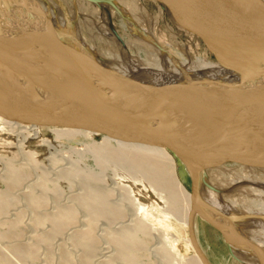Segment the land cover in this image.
I'll list each match as a JSON object with an SVG mask.
<instances>
[{"label": "water", "instance_id": "obj_1", "mask_svg": "<svg viewBox=\"0 0 264 264\" xmlns=\"http://www.w3.org/2000/svg\"><path fill=\"white\" fill-rule=\"evenodd\" d=\"M41 1L0 0V116L166 148L190 177L188 232L203 264L210 263L195 241V215L221 233L231 256L233 243L264 264V249L199 198L201 174L209 169L226 163L264 168V75L256 68L264 65V0H150L240 78L222 86L122 83L119 91L102 86L90 70L95 67L48 25Z\"/></svg>", "mask_w": 264, "mask_h": 264}, {"label": "rangeland", "instance_id": "obj_2", "mask_svg": "<svg viewBox=\"0 0 264 264\" xmlns=\"http://www.w3.org/2000/svg\"><path fill=\"white\" fill-rule=\"evenodd\" d=\"M41 4L43 5L47 16L46 21L48 25L52 28L54 27V29L56 26L57 33L64 39V41L82 52L89 63L95 67L90 68L91 72L93 73L97 81L101 85L103 84L102 86H105L106 89H108V86L112 85L113 88L116 87L115 91H119L118 87L121 86L119 81L122 83H129L130 86L133 85L131 82H127L126 80H122L121 78L118 79L117 83H113L112 81H110L111 78L109 79V76L113 74L116 75L118 72H121V69H123L126 65L133 63L134 61H138L139 64L151 69L157 70L166 68L170 71L180 69L179 67H183L182 65L187 62H194L196 64L202 65L208 60L209 62L213 61L220 64V62L215 59V57L208 51V49L203 45L201 41H199L192 35H188L180 31L170 21L168 15L163 13L162 10L150 0H113L110 3L101 4L92 3L87 0H42ZM106 32H111L112 34L107 35ZM167 57L168 59H166ZM169 59L174 60V62H170ZM234 62L236 64L242 63V61L237 59L234 60ZM256 68L259 74L264 75V65L260 64L256 66ZM97 70L99 71V73ZM192 76L195 78L194 75ZM135 81L139 84L149 82L151 80L148 76H143L139 77L138 80ZM26 126L32 127L34 125L26 124ZM40 130L41 132H43V135H39L40 140H37V135H33L30 142V144L33 143V147H30L28 145L27 148L24 149L23 142H26V138L20 135V130H15L10 134L7 131L0 129V189H2V191H5L3 193L8 194L9 191L7 189L13 188L10 191L12 194H8L11 198V203L9 204L11 208L9 207V211L11 209L12 212H7V209L5 212L6 215L5 213L2 214L3 216L1 215L3 219L0 217V235H8L9 239L7 236L3 237L6 238L5 240H10V237L12 235L14 236L15 234H17L18 238L17 239L16 236L13 237L14 239L11 238L10 241L13 243L12 244L10 241L6 242L2 237H0V253L3 252L4 254H2L4 255V257L7 254V257L5 258L8 262H11V264H65L64 257H66V255L64 252L68 248V253L70 250V254L72 251V254L76 255V257H74L75 255L73 256L71 254L72 258H75V260L73 258L75 264H89L87 262V257L85 256V251L81 250V248L77 249L79 248V246H77L74 241H70V239L73 238L74 233L77 234V230L78 232H84L85 230L87 231L92 229L91 231L93 233V238H95V240L100 239L99 242L101 248L99 247V242L94 240V243L97 242V247L101 249L100 250L98 248L99 252L101 251L103 253L100 252V254L99 252H97L96 245L94 244L96 250L94 252H97V254L93 253V259H96V262L91 261L92 263L90 264H114L115 262V264H127L128 262L119 258V256H122L123 253H121V248H116V246L112 242L111 235L115 231L118 232L117 230L122 229V227L128 225L131 222L133 223L129 226L132 225V227L133 224L137 225L138 222L144 223L146 224L145 226L147 227V232L150 231L148 233L149 238L146 237V240H144L148 245H143L144 248L142 247L137 251V261L139 260V263L135 262V264H186V261L194 256L196 251L193 247H189L188 227L184 225L182 220L183 217L181 211H183L184 203L181 202V206L180 204L178 205L180 211L177 214L175 213L177 211H175L172 206L169 205L166 198V193L162 191L158 192L157 190H155V188L150 185L148 181L143 180V177L141 175L134 173H131V175L125 174L120 165H116L109 160L107 162L104 161V163L95 159L97 158L96 154L94 152H91L94 150L88 145L92 141L98 143L102 142L103 135L96 134L89 135V137L77 136L72 138H57L49 131V127L41 128ZM112 145L117 146L115 141H112ZM31 148H35L36 151H33V153L28 152V149L31 150ZM74 148L75 150H73ZM57 149L60 152L57 151ZM77 149L79 151H77ZM23 150L27 152V156H25L26 153H24ZM82 150L85 152H81ZM78 152L80 154H78ZM93 156H95V158ZM55 158L56 161H51ZM30 159L35 161L32 162ZM175 159L177 163L176 169L178 177L185 188L190 191L191 182L189 174L183 164L177 159V157H175ZM99 162H101L102 165ZM97 163H99V166ZM78 164L81 169H83L81 170V172L79 166H77ZM43 167L46 168V170H43ZM103 167L108 169L104 170V172ZM20 169H22V171H20ZM57 169L58 174L56 175L57 172L55 173V170ZM75 169H77L78 171H76ZM253 170L254 171H252L251 173L254 172L253 174L259 177L258 182L252 181L250 179H244V177H246L244 176V174L246 175L249 171L248 168L245 167V164L242 165L241 163H226L222 166L203 172L201 174L199 185V198L203 204L206 205L203 200L204 193L212 191L219 196H224L225 202L235 204V206L240 209V212H238V217L234 218L233 223L236 225L241 235L249 241H252V236L250 234L253 233L256 235V232H259L260 230L258 229L261 227L260 223H254V220L264 219V215H261L260 217L249 216L255 213H248L245 208V205H247L248 203H251L254 205H252L253 207H256L255 205L258 204L259 201H261V196L264 199V168L255 167V169ZM41 171L43 173L45 172V176L43 173H40ZM59 171L62 172L61 175ZM101 171L103 172L100 173ZM4 172L6 175H8L7 173H9V175L6 176ZM18 172L19 174H21L19 175ZM23 172L26 173L24 174ZM47 172H49L50 174H48ZM22 173L24 175H22ZM46 173L51 176H49L51 179L53 178L52 182L51 180H49V177V179L46 177L48 176ZM10 174L13 175L12 177H15L17 174L20 176L19 178L18 176H16L15 179H13L16 180L15 186H10V183L8 184V182L10 181V178L8 177H11ZM64 174H66L67 176ZM75 174H77V176ZM74 175L76 177H74ZM87 175L91 176V179ZM237 175H240L239 178ZM53 176H58V178ZM85 176L87 177V179L84 178ZM241 176L244 177L242 178ZM42 177L43 179H47L49 181H46L45 183ZM82 177L83 180L81 179ZM57 179H59L58 182H56ZM72 179L75 180L73 181ZM85 179V182H87L88 185L83 182ZM255 179L256 178H254V180ZM98 180H101L104 186L101 184V182L99 183ZM17 181L18 183H16ZM19 181L21 182V184ZM7 184L9 185V187ZM220 184H222L223 186H217ZM89 185L94 189H99V192H102L101 195L103 197L101 195L100 196L103 199L104 196L105 198L106 196L108 197L107 193H109V197L111 198L108 197L106 199L110 200V202L104 199L107 206L111 204L109 205L110 207H113V205L114 207H118L120 209L119 210L117 208L119 210L118 212H124L125 209L123 208L127 207V211L125 210L124 212L125 214L127 212V217H125L123 213H120V218L117 217L118 219H116L118 212L117 214L115 213L114 216L113 214L106 217H101L99 215L96 216L97 218H101L100 220L96 219V217H92V213L84 206L86 204L84 203L83 205L84 201H80L82 199L80 197L83 196L84 199V195L88 194L89 190L87 187H89ZM98 185L102 187V191L101 187H99ZM107 185L109 188L111 187V190H109L108 187L106 188ZM117 186H121L119 187V190L120 188H122V186L127 187L129 189V195L131 199L130 197H126L128 195L125 194L122 189V192L121 190L119 191ZM103 187H105L107 191ZM36 188L39 189H37L36 191ZM114 188L115 190L112 191V189ZM31 190L34 192H32ZM104 190V193L106 195H103ZM116 190L119 192H117ZM41 191L44 193H40ZM29 192H32L33 194L36 192V195L38 192V195H48V197H46L45 195V200L47 199L48 202L45 201L44 203L46 204L43 203V207L41 206L39 209H37V207H33L34 205L31 206L27 202L28 200H26L28 195H30ZM120 192L124 195L122 196ZM112 193H115V196H113L114 194ZM23 194L26 196H23ZM12 195L13 199L15 197H19L20 199V196H22L21 198L23 199H20L21 201L23 200L22 203L19 199L16 198L13 201L11 197ZM134 197L137 199V203H139L140 206H145L144 209H141V207L137 205V203L134 201ZM48 198L51 200H49ZM65 205H69L68 208L74 207L73 210H76V212L74 211L75 218H77L78 221L77 219H74V223L69 221L68 224H66L67 229L66 226L65 229L68 232L64 230V234H59L61 237L59 235H56V238L54 237L50 242L53 247L48 243V246L45 247L48 249L45 250L44 248L43 252L39 251L42 250V248L39 247L37 251L40 252L41 255L37 252L38 257L36 259H33L34 261L28 260L27 262L26 260L25 262L24 258H19L16 253L14 255L15 257L13 256L14 253L11 254V252H13V248H11L10 252V247H13V245L15 247V244L17 245L19 244V242H23L22 244L27 241H29V243H31L30 241L34 242V240L37 239L36 236L39 235V233L45 234L47 230L50 231V229H52L51 226H49V222V224L46 222L39 225L40 228L36 225L38 210L42 211L44 209V211L42 212L39 211V215H42V213H44L43 215L55 214L59 210L67 208L64 207ZM171 209L173 212L169 211L168 213L167 211ZM207 212L211 213L213 216H216L209 209H207ZM172 214H176L177 216L175 215L174 217V215ZM22 215L23 217H26H24L23 219ZM133 216H135L134 220ZM13 217H16V221L20 220V223L17 222V225L19 227L16 226L13 228L11 226L14 219L12 221V219L10 218ZM22 220H24V222ZM71 223H73V225ZM45 224H48L46 225V229L47 226L49 227V229H44ZM55 228L57 232H60L63 229L60 225H57ZM1 231H6V234H3ZM22 231H24L25 233ZM193 231L197 246L210 264H259L249 250L237 244L231 243L236 258L231 256L227 247L228 242L224 239L221 233L211 227L199 215H195L193 217ZM94 233H96L97 236L94 235ZM42 234H40L39 236H42ZM20 235L21 238L25 237L22 238V242L19 237ZM63 235L65 236V238L63 237ZM59 237L61 238L60 240L57 239ZM26 238L29 239L27 240ZM15 240L18 243H16ZM64 242L67 245L64 244ZM29 243L27 242V244ZM258 245L264 248V245ZM44 246L42 245V247ZM57 246L59 248L61 246V250ZM74 246H76L77 248ZM166 247L168 248L167 250L165 249ZM73 250L76 251V253ZM163 250H166L167 252H162ZM168 251L170 254H168ZM165 252L168 254V256L165 254ZM169 255H171V257ZM113 259L114 261L112 262ZM167 260H170V262ZM166 261L169 263H167Z\"/></svg>", "mask_w": 264, "mask_h": 264}, {"label": "bare ground", "instance_id": "obj_3", "mask_svg": "<svg viewBox=\"0 0 264 264\" xmlns=\"http://www.w3.org/2000/svg\"><path fill=\"white\" fill-rule=\"evenodd\" d=\"M42 5V4H41ZM43 7V5H42ZM44 9V7H43ZM159 11V10H158ZM163 12V11H162ZM55 31L57 32V28L55 26ZM107 35H111L112 33L111 32H106ZM63 39V38H62ZM64 40V39H63ZM82 43V42H81ZM85 45V44H83ZM75 48V47H74ZM82 53V52H81ZM83 55V54H82ZM168 59V57L166 58ZM169 61L172 63L174 62V60L172 59H169ZM128 64V63H127ZM184 64V63H183ZM183 67H179L180 69H176L174 71H170V70H167L166 68L164 69H151V68H148V67H145L141 64H139L138 61H134L133 63H130L128 65H126L123 69H121V72H118L116 75L113 74V75H110L109 76V79L111 78L110 81H112L113 83H117L118 82V79L121 78L122 80H126L127 82H131L133 85H135V87H138L139 83L136 82L135 80H138L139 77H143V76H148L150 78V80H157L158 82H161V85L162 86H175V85H184V86H189L191 84V81H200V82H207V83H211L213 85H216V86H222L224 84H227V83H233V82H237L240 78V74L232 69H229L223 65H220L218 64L217 62H209L207 60V62H204V64L202 65H199V64H196L194 62L190 63V62H187L185 63L184 65H182ZM190 73V74H189ZM195 76V78L192 76V75ZM121 80V81H122ZM141 82V81H140ZM120 84H122V82L119 81ZM160 85V84H159ZM112 85L108 86V91L112 89ZM111 93H114V92H111ZM27 123H23V122H19V121H15V120H10V119H6L2 116H0V129L4 130V131H7L8 133H12L14 132L15 130H20L21 133L20 135L22 137H25L26 138V142L24 144V149L27 148V146L29 145L30 147H33V143L30 144L31 142V137L33 135H37L38 139L37 140H40V137L39 135H43V132H41V128H45L44 126H41V125H34V126H26ZM49 131L55 135L57 138H72V137H77V136H87L89 137V135H96V133H93V132H90V131H86V130H83V129H74V128H62V127H49ZM112 141H115L117 146H113L112 145ZM47 142V141H46ZM86 146V145H85ZM90 148H93L94 151H91V152H94L96 154V157L93 156L95 159H97L98 161H101V162H104V161H111L113 162L114 164L116 165H120L123 169V171L125 172V174H129L131 175V173H134V174H138V175H141L143 177V180L145 181H148V183L150 185H152L155 190H157L158 192L162 191V192H165L166 193V198H167V201L169 203V205L172 206V208L177 211L175 213L178 214V212L180 211V208H179V204L181 206V202L184 203V206H183V211L182 212V217H183V223L185 226L189 227V215H190V210H191V193L190 191H188L185 186L183 185V183L181 182V180L179 179L178 177V174H177V169H176V166H177V163H176V159L173 155V153H171L169 150H167L166 148H161V147H156V146H152V145H147V144H138V143H130V142H125V141H120V140H116V139H113V138H110V137H107V136H102V142L98 143V142H95V141H92L89 145H88ZM36 147V146H35ZM58 147V146H57ZM59 148V147H58ZM75 150V148L73 149ZM84 150V149H83ZM81 151V152H85V151ZM24 151V150H23ZM33 151H36L35 148H31V150L28 149V152H32ZM57 151H59L57 149ZM56 151V152H57ZM63 151V150H61ZM77 151H79L77 149ZM60 152V151H59ZM75 152V151H74ZM24 153H26L25 156H27V152L24 151ZM78 154H80L78 152ZM93 154V153H92ZM24 157V156H23ZM60 157V156H59ZM29 158V157H27ZM54 158V156H53ZM31 160V159H30ZM32 162L35 161V160H31ZM51 161H56V158L55 159H52ZM77 161V160H76ZM97 161V162H98ZM101 162H99L101 164ZM22 163V161H21ZM99 163L98 166H99ZM105 163V162H104ZM36 164V163H35ZM107 164V163H106ZM24 165V164H23ZM39 165V164H38ZM102 165V164H101ZM115 165V166H116ZM244 165V164H242ZM36 166V165H35ZM79 166V164L77 165ZM38 167V166H37ZM101 167V166H100ZM105 167V166H104ZM103 167V168H104ZM245 167L248 168V173L245 175L244 173V176H241L242 178L244 177V179L246 180H252V181H257L258 182V179L259 177L255 176V174L251 173L252 171H254L253 169H255L254 166H249V165H245ZM27 168V167H25ZM29 168V167H28ZM36 168V167H35ZM44 168V167H43ZM80 168V172L81 170V167L79 166ZM78 169V168H77ZM77 169H75L76 171H78ZM108 169V168H107ZM106 168L103 169L104 170H107ZM16 170V169H15ZM41 170V169H39ZM43 170H46V168H44ZM102 170V169H101ZM19 171V170H18ZM20 171H22V169H20ZM50 171V170H49ZM103 171H101L100 173H102ZM14 172V171H13ZM17 172V171H15ZM52 172V171H51ZM57 172V173H56ZM60 172V171H59ZM66 172V171H65ZM84 172V171H83ZM88 172V171H87ZM105 172V171H104ZM247 172V171H246ZM24 173V172H23ZM22 173V175H24ZM40 173H43L42 171ZM48 174H50L49 172H47ZM46 173V174H47ZM53 173V172H52ZM55 173L56 175L58 174V169L55 170ZM62 172H60V175H61ZM64 173V172H63ZM90 173V172H89ZM5 174V172H4ZM9 175V173H7ZM15 174V173H13ZM19 174V172H18ZM16 175L18 176V178L20 177L19 175ZM44 176H45V172L43 173ZM47 174V175H48ZM68 174V173H67ZM79 174V173H78ZM88 174V173H86ZM6 175V174H5ZM6 175V176H8ZM11 175V174H10ZM27 175V174H26ZM25 175V176H26ZM51 175H54V174H51ZM66 175V174H64ZM77 176V174H75ZM74 175V177H76ZM84 175V174H83ZM90 175V174H89ZM2 176V175H1ZM13 175H11V177H8L10 178V181L8 182V184L10 183V186L13 185L15 186V181L16 180H13L15 179V177H12ZM30 176V175H29ZM50 175L46 176L47 178L49 177ZM67 176V175H66ZM88 176V175H87ZM94 176V175H93ZM238 178L240 175H237ZM3 177V176H2ZM5 177V176H4ZM51 177V176H50ZM49 177V178H50ZM53 177H57L58 176H53ZM62 177H65V176H62ZM89 178L91 176H88ZM96 177V176H95ZM240 177V178H241ZM249 177V178H248ZM48 178V179H49ZM70 178V177H69ZM72 178V177H71ZM84 178L87 179V177L85 176ZM254 178H256L254 180ZM30 179V178H29ZM43 179V177H42ZM53 179V178H52ZM52 179L50 178L49 180H51L52 182ZM61 179V178H59ZM56 182H58V180ZM83 180V177L81 178ZM86 179L83 181L85 184H87ZM91 179V178H90ZM5 180V179H4ZM9 180V179H8ZM18 180V179H17ZM20 180V179H19ZM47 179H43V181H49ZM73 180V179H72ZM75 180V179H74ZM73 180V181H74ZM81 180V181H82ZM236 180V179H235ZM239 180V179H237ZM68 181V180H67ZM70 181V180H69ZM89 181V180H87ZM99 183L101 182V180H98ZM103 181V179H102ZM114 181V180H113ZM6 182V181H4ZM20 182V181H19ZM36 182V181H35ZM95 182V180H94ZM92 182V183H94ZM18 183V181L16 182ZM54 183V182H53ZM70 183V182H69ZM80 183V182H79ZM91 183V182H89ZM115 183V182H114ZM255 183V182H254ZM7 184V185H8ZM21 184V182H20ZM102 184V182H101ZM100 184V185H101ZM6 185V186H7ZM40 185V184H39ZM51 185V184H50ZM56 185V184H55ZM54 185V186H55ZM88 185V184H87ZM91 185V184H90ZM89 185L88 190V194H85L84 195V199H83V196L80 197L82 198L80 201H84L83 202V205L84 203L86 205H84L91 213H92V217H96V216H103V217H106V216H110L111 214H114L120 210L118 207H110L109 204L107 206L106 204V201L109 197V193H107L108 197L104 196V200L101 195L102 192H99V189H94L92 188L91 186ZM104 186V184H102ZM101 185V186H102ZM117 185V184H116ZM19 186V185H18ZM53 186V187H54ZM94 186V185H93ZM96 186H97V183H96ZM99 186V185H98ZM99 186V187H101ZM219 187H222L223 185L220 184V185H217ZM9 187V185H8ZM21 187V186H20ZM40 187V186H39ZM57 187V186H56ZM108 187V185L106 186V188ZM114 187V186H112ZM121 187V186H119ZM119 187L117 186L118 190H119ZM15 188V187H14ZM17 188V186H16ZM59 188V187H58ZM96 188V187H95ZM98 188V187H97ZM105 188V187H103ZM105 188V190L107 191V189ZM109 188V187H108ZM111 188V187H110ZM109 188V190H111ZM7 189V188H6ZM11 189L13 188H10V189H7L9 192L8 194H12L10 191ZM31 189V188H30ZM37 189L39 188H36L35 190L37 191ZM55 189V188H54ZM123 190V192L125 194H127L128 196L126 197H130L129 195V189L125 186H122V188H120V190ZM2 191V189H0ZM4 190V189H3ZM16 190V189H15ZM18 190V189H17ZM102 187H101V191H102ZM105 190L103 191V195L105 194ZM115 190L112 189V191ZM119 190V191H120ZM121 190V192H122ZM0 191V217L2 214H4L7 210V212H12L11 209L9 211V204L11 203V198H10V195H8L7 193H3L5 191ZM32 191V190H31ZM117 191V190H116ZM117 191V192H119ZM13 192V190H12ZM18 192V191H17ZM28 192V191H27ZM34 192V191H32ZM31 192V193H32ZM56 192V191H55ZM109 192V191H108ZM120 192V193H121ZM16 193V192H14ZM26 193V192H25ZM30 193V192H29ZM30 195H28L27 199L28 200L27 202L32 206L34 205L33 207H37V209H39L43 203L45 201H47V199L45 200V195L44 194H39L37 193V195L34 193H32ZM40 193H44V192H40ZM49 193V192H48ZM57 193V192H56ZM74 194V193H73ZM111 194V192H110ZM114 194L113 196H115V193H112ZM122 194V193H121ZM120 194V195H121ZM224 194V193H223ZM18 195V194H17ZM16 195V196H17ZM51 195V194H50ZM61 195V194H60ZM87 195V196H86ZM102 197H101V196ZM106 195V194H105ZM119 195V194H118ZM124 194H122L123 196ZM20 196V195H19ZM23 196H26L23 194ZM12 199H13V195L11 196ZM15 197V196H14ZM22 196H20V199H23L21 198ZM46 197H48V195H46ZM16 198V197H15ZM15 198L13 199V201L15 200ZM25 198V197H24ZM111 198V197H109ZM124 198V197H123ZM135 198V197H134ZM16 199H19L16 198ZM19 199V200H20ZM49 199V198H48ZM131 199V197H130ZM51 200V199H49ZM203 200L204 202L212 208L213 212H216L217 214L221 215L222 217H227L229 219H234L236 217H238V212H240V209L237 208L235 206V204H231V203H228V202H225L224 201V196L222 195H217L215 194L214 192L212 191H209L207 193H204L203 195ZM260 200L258 202V204H256L255 206L256 207H253L254 205L251 204V203H248L247 205H245V208L247 210L248 213H255L257 215H264V199L263 197L261 196L260 197ZM23 201V200H22ZM22 201L20 200V202L22 203ZM25 201V199H24ZM110 202V200H108ZM113 201V200H112ZM136 203H137V199L135 198L134 200ZM17 202V200H16ZM19 202V203H20ZM48 202V201H47ZM107 202V203H109ZM120 203V202H119ZM46 204V203H44ZM50 204V203H49ZM81 204V203H80ZM18 205V204H17ZM128 205V204H127ZM138 206H140L139 203H137ZM253 205V206H252ZM117 206V205H116ZM125 206V205H124ZM129 206V205H128ZM43 207V206H42ZM64 207H67V208H64ZM63 208L64 209H61L59 210L58 212H56L55 214H46V215H43L44 213H42V215H39V211L38 210V216L36 218V225L39 227V225L41 224H44V223H50L49 226H51L52 229H50V231H48L47 229H49V227L47 226V229H46V225L48 224H45V228L46 229L45 231V234L43 233H39L42 234V236H39V235H35L37 237V239L34 240V242L30 241L31 243H29V241H27L29 244H27V242H25L24 244H22V238H25V237H22L21 238V235L19 236L20 239H21V242H19V244H15V247L13 245V247H10V252H11V248H13V256L15 255H18L19 258H24L25 262L27 260H33V259H36L38 256L37 254L40 253L38 252L37 250L39 249V247L42 248V250H39L41 252H43V249L48 246L47 244L49 243V245L51 244V240H53V238L55 237L56 238V235H59V234H64L63 231L67 229V225L69 221L73 222L74 223V219L76 220L77 218H75V212L76 210H73V208H68L69 205H65ZM122 207V206H121ZM141 209H144L145 206H140ZM170 207V206H169ZM11 208V207H10ZM50 208V207H49ZM119 210H118V209ZM123 208V207H122ZM127 208V207H126ZM126 208H123L127 211ZM15 209V208H14ZM46 209V208H45ZM131 209V207H130ZM182 209V208H181ZM124 210V212H125ZM44 211V209L42 210ZM40 211V212H42ZM75 211V212H74ZM123 211V210H122ZM169 211L173 212L172 209L171 210H168L167 212L169 213ZM46 212V211H45ZM49 212V211H47ZM80 212V211H79ZM124 212H118V215L116 216V219H118L117 217L120 218L121 214L123 213L125 217L126 214ZM170 212V213H171ZM78 213V212H77ZM121 213V214H120ZM9 214V213H8ZM7 214V215H8ZM133 214V213H132ZM136 214V213H135ZM214 214V213H213ZM6 215V213H5ZM17 215V214H16ZM27 215V214H26ZM77 215V214H76ZM174 215V214H172ZM176 215V214H175ZM174 215V217H175ZM180 215V214H179ZM178 215V217H179ZM3 216V215H2ZM78 216V215H77ZM123 216V215H122ZM177 216V215H176ZM10 217V215H9ZM8 217V218H9ZM23 217V215H22ZM26 217V216H24ZM23 217V219H24ZM134 217L133 216V220H134ZM2 218V217H1ZM0 218V219H1ZM16 218V217H15ZM15 218H10L14 219L13 223L11 224V226L14 228V227H19L17 225V222H19L20 220L16 221ZM177 218V217H176ZM181 218V217H180ZM3 219V218H2ZM6 219V218H5ZM96 219H101V218H97ZM7 220V219H6ZM103 220V219H102ZM181 220V219H180ZM9 221V220H8ZM24 222V220H22ZM78 221V219H77ZM132 221V220H131ZM136 221V220H135ZM138 221V219H137ZM255 222L254 223H260V228L258 230H260L259 232H256V235L255 234H250L252 237H251V242L255 243L257 246H259L261 249H264L263 247H261L260 245L258 244H262L264 245V219H255L254 220ZM100 222V221H99ZM98 222V223H99ZM11 223V222H10ZM20 223V222H19ZM73 223H71L73 225ZM76 223V221H75ZM133 222L129 223L128 225H123L124 227H122V229L120 230H117L118 232H114L112 233L111 235V239H112V242L114 243V245L116 246V248H121V253L122 256H119L120 259H123L125 260L126 262H128L127 264H135V262H138L137 261V251L139 249H141L143 247V245L147 244L145 243L144 240H146V237H148V233L150 232H147L146 230V224L144 223H141V222H138L137 225L133 224V227L132 225L129 226L130 224H132ZM226 223V222H225ZM1 224V223H0ZM3 224H4V221H3ZM26 224V223H25ZM96 224V223H95ZM231 224L238 230V228L236 227V225L234 223L231 222ZM57 225H60L63 229L62 231L60 232H57L56 231V226ZM75 225V224H74ZM2 226V225H1ZM8 226V225H7ZM10 226V227H11ZM65 226H66V229H65ZM71 226V225H70ZM95 226V225H94ZM135 226V227H134ZM4 227V226H3ZM6 227V226H5ZM11 227V228H12ZM69 227V225H68ZM75 227V226H73ZM89 227V226H88ZM149 227V226H148ZM9 228V227H8ZM40 228V227H39ZM38 228V229H39ZM42 228V229H43ZM99 228V227H98ZM151 229V228H149ZM25 230V229H24ZM70 230V229H69ZM92 230V229H91ZM91 230H85L84 232H78L77 230V234H73V238L70 239V241H74V243L79 246V248L77 249H80L85 251V256L87 257V262L90 264L92 263L91 261H94L96 262L94 259H93V253L97 254V252H99V249L101 248L100 247V242L99 240H95V238H93V233ZM21 231V230H20ZM19 231V232H20ZM67 231V230H66ZM66 231H65V235H66ZM239 231V230H238ZM2 232V231H1ZM6 232V231H5ZM4 231L2 232L3 234H6ZM24 232V231H22ZM39 232V231H38ZM41 232V231H40ZM68 232V231H67ZM25 233V232H24ZM20 234V233H19ZM71 234V235H72ZM12 235V234H11ZM24 235V234H23ZM94 235H96V233H94ZM8 237V235H5V236H1L0 237ZM17 238V234H15L14 236L12 235L10 237V240L11 238L15 237ZM60 236V235H59ZM68 236V235H67ZM70 236V235H69ZM97 236V235H96ZM94 236V237H96ZM35 237V238H36ZM58 237V236H57ZM61 237V236H60ZM57 238V239H61V238ZM63 237L65 238V236L63 235ZM144 237V238H143ZM149 238V237H148ZM4 241L8 242L10 240L9 237L7 240H5L6 238H3ZM14 239V238H13ZM12 239V241H13ZM18 239V238H17ZM16 239V240H17ZM27 240L29 238H26ZM25 239V241H26ZM56 239V240H57ZM68 239V238H67ZM98 239V237H97ZM15 240L16 243H18L17 241ZM32 240V239H31ZM55 240V239H54ZM94 240L99 242V247H97L98 245L96 243H94ZM1 241V239H0ZM65 241V240H64ZM69 241V240H67ZM11 242V241H10ZM103 242V241H102ZM4 243V242H3ZM12 243V242H11ZM13 244V243H12ZM45 244V246H44ZM54 244V243H53ZM64 244H66L64 242ZM96 245V249H97V252H94L96 251L95 250V245ZM188 244H189V247H193V244H192V241L190 239V237L188 238ZM41 245V246H40ZM42 245L44 247H42ZM67 245V244H66ZM65 245V246H66ZM69 245V244H68ZM74 245V244H73ZM148 245V244H147ZM161 245V244H160ZM52 246V244H51ZM6 247V245H5ZM53 247V246H52ZM51 247V248H52ZM55 247V245H54ZM58 247V246H57ZM56 247V248H57ZM72 247V246H70ZM147 247V246H145ZM40 248V249H41ZM59 248V247H58ZM61 248V246H60ZM59 248V249H60ZM66 248V247H65ZM64 248V250H65ZM75 248V249H76ZM99 248V249H98ZM144 248V247H143ZM164 248V247H163ZM8 249V248H7ZM48 249V248H45V250ZM58 249V250H59ZM63 249V247H62ZM68 249V248H67ZM67 249L66 251L64 252L66 257H64V260H65V264H72L75 260L74 257H76V255L74 256L72 254V251H71V254L74 256V260L70 254V250H69V253L67 252ZM71 249V248H70ZM74 249V250H75ZM104 249V248H103ZM166 250L168 249L167 247L165 248ZM2 250V249H1ZM4 250V249H3ZM9 250V249H8ZM51 250V249H50ZM61 250V249H60ZM72 250V249H71ZM73 250V251H74ZM101 250V249H100ZM160 250V248H159ZM166 250H163L162 252L166 251ZM15 251V252H14ZM53 251V250H52ZM80 251V250H79ZM171 251H172V248H171ZM2 252V251H1ZM38 252V253H37ZM54 252H55V249H54ZM76 253V251H74ZM73 252V253H74ZM101 252V251H100ZM99 252V253H100ZM167 252V251H166ZM165 252V254L168 256L169 251H168V254ZM3 253V252H2ZM0 253V264H11V262H8L7 259L5 257H7V254L6 256L4 257V253L2 254ZM84 253V252H83ZM103 253V252H101ZM100 253V254H101ZM44 254V253H43ZM58 254V253H57ZM99 254V256H100ZM41 255V253H40ZM56 255V254H55ZM10 256V255H8ZM57 256V255H56ZM54 256V257H56ZM171 257V255H169ZM193 256V255H192ZM15 257V256H14ZM17 257V256H16ZM191 257V256H190ZM9 258H12V257H9ZM42 258V257H41ZM40 258V260H41ZM98 258V256H97ZM167 258V257H165ZM169 258V257H168ZM116 259V258H115ZM118 259V258H117ZM170 259V258H169ZM188 259V258H187ZM166 260V259H165ZM171 260V259H170ZM170 260H167L170 262ZM178 260V259H177ZM15 261V260H14ZM29 261V262H30ZM34 261V260H33ZM114 261V259L112 260V262ZM116 261V260H115ZM166 261V262H167ZM78 262V261H77ZM118 262V261H117ZM167 262V263H169ZM116 263V262H115ZM114 263V264H115ZM139 263V262H138ZM165 263V262H163ZM184 263V262H183ZM13 264V263H12ZM17 264V263H16ZM75 264V262L73 263ZM95 264V263H94ZM112 264V263H111ZM125 264V263H124ZM170 264V263H169ZM186 264H203V262L201 261V258L199 257V255L197 253L194 254L193 257L189 258V260L186 261Z\"/></svg>", "mask_w": 264, "mask_h": 264}, {"label": "flooded vegetation", "instance_id": "obj_4", "mask_svg": "<svg viewBox=\"0 0 264 264\" xmlns=\"http://www.w3.org/2000/svg\"><path fill=\"white\" fill-rule=\"evenodd\" d=\"M191 182V181H190Z\"/></svg>", "mask_w": 264, "mask_h": 264}]
</instances>
